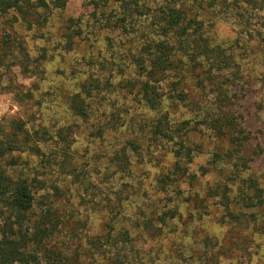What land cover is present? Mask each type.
<instances>
[{
	"label": "trees",
	"instance_id": "1",
	"mask_svg": "<svg viewBox=\"0 0 264 264\" xmlns=\"http://www.w3.org/2000/svg\"><path fill=\"white\" fill-rule=\"evenodd\" d=\"M68 1L0 0V26L22 22L29 30L43 31L54 12L64 9ZM91 4L95 21L105 29L131 36L136 43H133L129 62L134 65L135 73L114 89L121 87V90L136 92L143 107L154 114L148 115L149 119L142 125L148 148L151 143L162 144L167 151L160 152L161 159L171 154L173 162L161 173L157 191L167 194L169 185L181 188L183 182L195 186L198 189L186 201L197 208L198 213L209 208V199L215 198L224 212V220H228L233 229L238 228L240 233L248 229L249 235L264 236V185L259 180L258 170L251 165L258 154L250 144L251 133L243 126L244 114L235 112L238 89L233 78L219 80L230 67V61L209 44L205 35L210 14L233 13L249 19L256 8L264 10V0H91ZM143 17L148 25L143 26L142 31L147 27L149 31L141 37L137 35L142 25L138 19ZM64 30H67L68 48H72L83 29L74 18H68ZM11 40V33L3 28L0 68L9 58L8 54H15ZM215 51L216 56L206 61ZM26 59L28 61L29 56L26 55ZM200 66L206 69L196 71ZM23 67L29 71L28 62H23ZM103 81L100 71L97 75L90 74L79 90L69 96V108L75 116L82 120L92 116V96L95 90L101 89ZM104 83L109 89L113 87L109 81ZM202 90L212 96L215 107L212 113L205 115L203 122L217 141L208 164L194 172L190 165L196 152L204 150V142L192 138L197 127L190 126V120L174 121L170 112L190 105L204 109L199 96ZM15 92L19 100H25L22 91ZM8 128L10 130L4 132L0 129V264H134L132 253L141 236H162L166 228L175 226L182 217L179 205L169 204L171 197L161 198L149 206L147 199L141 204L142 212L135 213L134 224H122L124 197L118 192L108 203L110 215L105 231L91 238L89 243L84 242L79 229L90 228V225L75 218L77 213L68 212L64 206L65 191L52 182L48 170L42 173L43 177L42 174L14 176L8 168L20 165V155L4 162L6 156L15 152L28 153L40 158L41 167L56 168L61 174L73 176L78 185L86 189L92 183L90 179H81L78 172L79 163L72 153L74 128H62L53 136L47 129L31 130L26 121L15 118ZM53 138V145L48 144ZM222 140L226 146L219 142ZM141 142L140 136L129 139L122 152L115 151L114 166L121 171L129 169L130 155L133 150H139ZM128 145L131 147H126ZM208 172L217 179L200 187V179ZM138 192L133 194L140 198ZM63 230L71 235L69 241L62 240ZM244 236L248 238L247 234ZM205 241L208 245L211 239L206 237ZM242 242L245 245V241ZM232 243L233 240L226 249V244L222 245L225 258L235 253L230 247ZM221 251L213 249L208 253L219 262Z\"/></svg>",
	"mask_w": 264,
	"mask_h": 264
},
{
	"label": "rangeland",
	"instance_id": "2",
	"mask_svg": "<svg viewBox=\"0 0 264 264\" xmlns=\"http://www.w3.org/2000/svg\"><path fill=\"white\" fill-rule=\"evenodd\" d=\"M93 11L91 0H69L64 9L54 12L43 31L29 30L22 22L0 26V35L3 28L11 33V45L15 52L8 54L9 58L0 68L1 131L10 130L8 127L12 118L23 119L31 130L47 129L53 136L60 129L72 126L75 130L72 153L79 163L80 178L90 179L92 185L81 188L73 176L61 174L56 168L41 167L40 158L28 153L15 152L6 156L5 163L11 156L21 157L20 165L8 166L9 172L14 176L33 177L48 170L52 182L65 191L67 199L64 206L68 212L77 213L75 218L90 225V228L79 229L86 243L105 231L110 215L108 203L118 192H122L124 197L121 219L125 225L134 224L135 213L142 212L143 201L148 199L149 206L161 198L171 197L173 202L170 200L169 204L179 205L182 217L175 226L166 228L162 236H141L132 253L136 261L134 264H264V236L249 235L248 229H243L242 233L237 232L238 228L233 229V225L223 218L219 200L209 199L210 207L203 208L205 214H200L186 201L198 189L195 186L183 182L181 188L169 185V194L157 191L160 189L158 179L161 173L173 162L171 154L161 159L160 152L164 154L167 151L162 144L151 143L148 148L149 141L144 136L146 132L142 125L154 114L143 107L136 92L130 93L129 90H121V87L114 89L135 73L134 65L129 62L133 43H136L131 36L119 30L105 29L93 19ZM217 13L210 14L206 19L205 35L209 44L230 61V67L219 80L232 77L237 86L235 112L245 116L243 126L251 133L250 144L258 154L251 165L258 170L259 180L264 185V10L256 8L249 19L233 13ZM68 18H74L83 29L82 36L75 39L72 48H68L67 30H64ZM138 20L142 25L137 35L144 37L149 28L144 31L142 28L148 22L145 17ZM25 54L29 56L28 61ZM214 56L216 51L206 61ZM25 61L29 63L28 72L23 67ZM201 68L206 69L200 66L196 71ZM99 71L104 81L101 89L93 93L92 116L82 120L70 110L69 96L79 90L88 75H97ZM105 81L112 83L113 87L109 89ZM17 90L22 91L25 100H19L15 94ZM199 96L203 99L201 107L204 109L190 105L179 106L177 111L170 112L174 121L190 120V126L197 127L192 138L204 142V150L196 152L190 165V170L194 172L208 164L217 141L207 132L203 122L205 115L214 111L212 96L203 90ZM168 107L171 109V106ZM138 136L142 142L139 150H133L130 155L131 167L124 171L117 169L114 166L116 161L112 159L114 152H122L127 141ZM53 141L55 138L50 139L48 144L53 145ZM219 142L226 146L224 140ZM216 179L215 174L208 172L200 179V187ZM137 190L140 198L138 194H133ZM61 233L63 241L70 240L68 230ZM206 237L211 239L208 245H205ZM229 240H233L230 247L235 249V253L225 258L221 248L225 243L226 249ZM241 240L245 241V245L241 244ZM213 249L221 251L219 262L208 253Z\"/></svg>",
	"mask_w": 264,
	"mask_h": 264
}]
</instances>
